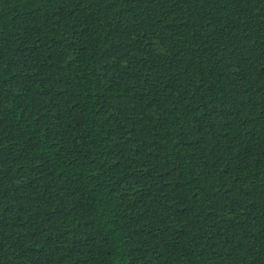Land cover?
Instances as JSON below:
<instances>
[{"label":"trees","instance_id":"trees-1","mask_svg":"<svg viewBox=\"0 0 264 264\" xmlns=\"http://www.w3.org/2000/svg\"><path fill=\"white\" fill-rule=\"evenodd\" d=\"M0 264H264V0H0Z\"/></svg>","mask_w":264,"mask_h":264}]
</instances>
